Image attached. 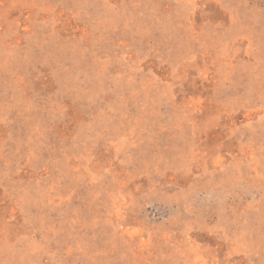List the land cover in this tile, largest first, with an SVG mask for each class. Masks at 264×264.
Returning a JSON list of instances; mask_svg holds the SVG:
<instances>
[{
	"label": "rangeland",
	"instance_id": "1",
	"mask_svg": "<svg viewBox=\"0 0 264 264\" xmlns=\"http://www.w3.org/2000/svg\"><path fill=\"white\" fill-rule=\"evenodd\" d=\"M0 264H264V0H0Z\"/></svg>",
	"mask_w": 264,
	"mask_h": 264
}]
</instances>
